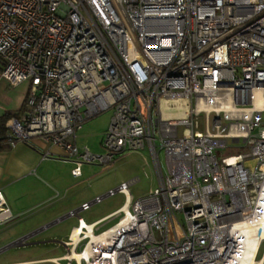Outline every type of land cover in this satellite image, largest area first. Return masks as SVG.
Here are the masks:
<instances>
[{
  "label": "built area",
  "instance_id": "2783aa9c",
  "mask_svg": "<svg viewBox=\"0 0 264 264\" xmlns=\"http://www.w3.org/2000/svg\"><path fill=\"white\" fill-rule=\"evenodd\" d=\"M0 59L11 86L30 82L9 145H58L76 177L146 151L158 174L138 198L133 178L70 210L67 253L47 263L242 264L255 243L264 264V0H0ZM108 111L104 152L79 145ZM229 147L248 151L219 158ZM117 194L119 221L97 232L81 213ZM13 218L0 190V225Z\"/></svg>",
  "mask_w": 264,
  "mask_h": 264
},
{
  "label": "crops",
  "instance_id": "0c3cea01",
  "mask_svg": "<svg viewBox=\"0 0 264 264\" xmlns=\"http://www.w3.org/2000/svg\"><path fill=\"white\" fill-rule=\"evenodd\" d=\"M3 67V62L0 59V72ZM29 90L30 82L24 81L16 86H11L10 83L0 75V118H4L9 114L12 115L14 113H18L17 117H21L23 115L24 105ZM82 130L83 128L78 132L77 143L79 145H82L80 144L81 138L83 137ZM7 134L8 130L7 133H0V139L2 138V140H0V190L6 199L9 209L14 215V218L9 222L0 225H6L4 239L0 240V254L4 253L5 250L9 248H5L7 243H11L12 240L37 231L46 225L50 226L36 232L35 235L37 234L39 239L31 244L49 245L54 246V248L62 247L64 248L65 253L59 256H50L27 261L0 262V264H49L47 262L51 259L66 255L68 249L64 243L69 239L74 227L78 223L77 217H65V215L70 210L80 206L82 203L89 201L108 190L98 194L90 190H88V192L86 190H79L77 187L73 186V184L71 186H64L69 175L67 173L58 172L57 167H54L56 165H73L70 177L73 179L83 177V172L79 177L73 175L75 162L72 159L65 158L66 152L64 149L58 145L45 141L41 137H37L31 142H18L15 146H11L5 141ZM104 138L105 133L103 139L100 141V145L103 148ZM47 153H50L49 156H46ZM90 164L99 165L97 163H85L82 168L85 165ZM92 179H94V175L86 178L89 182ZM123 181L127 180H121L119 183H116L114 187ZM111 188L113 187H110L109 189ZM46 203H48L49 206L44 208L42 212L40 211L38 215L25 219V221H16L27 212L41 207ZM95 206L90 210L82 212L81 215L87 223H99L96 227L97 232L105 231L119 221V215L113 217H109V215L121 206L96 220L88 221L84 214L91 211ZM87 215L88 217H91L90 213H87ZM63 216L65 218L58 221V219ZM70 219L74 220L75 223L70 226L68 234L66 233V238V230L61 232H50L55 226ZM64 264H66L65 261Z\"/></svg>",
  "mask_w": 264,
  "mask_h": 264
},
{
  "label": "rangeland",
  "instance_id": "374dc122",
  "mask_svg": "<svg viewBox=\"0 0 264 264\" xmlns=\"http://www.w3.org/2000/svg\"><path fill=\"white\" fill-rule=\"evenodd\" d=\"M163 104L165 105V103ZM181 109L183 110V108H175L170 110L164 109V115L172 114L178 116L181 113ZM111 114L112 112L108 111L88 121L83 127V137L81 138L80 144L87 145L93 153H103L105 149L100 145V141L101 139H103L104 133H106L109 127ZM199 120L204 123L205 115L201 114ZM247 151V147H229L223 150H216V154L219 158H221L222 156H226L229 154L245 153ZM159 155L163 173L166 174L168 170L166 165L165 151L163 149L159 150ZM54 167H57L58 172L67 173L69 175L67 181L64 183V186H71L73 184V186L77 187V189L79 190H86L87 192L88 190H90L98 194L109 190L110 187H114L116 183H119L124 179L129 181L133 178H137V181L130 186V191L133 198H138L142 195H145L149 192L150 189H153L159 185L156 167L153 163V160L150 158L149 154L146 151H133L127 153V155H122L117 158L114 166L110 168H104L101 165L93 164L85 165L82 168L83 177L79 179H73L72 177H70V172L73 165L59 164ZM91 175H94V179L89 182L86 180V178ZM123 202L124 196L117 194L114 197L106 199L102 203L96 205L91 211L87 212L91 214V217H88L87 213H85L84 216L88 221L96 220L101 216L117 209L123 204ZM47 206H49L48 203L32 211H29L22 217H19L16 221H25V219H29L34 215H38L40 211L42 212L43 209ZM74 223L75 222L72 219L63 221L61 224L52 228L50 232H61L66 230V238V235L70 230V226H72ZM5 230L6 225L0 226V240L4 239ZM36 237L37 234L28 239L27 244L25 245H15L7 248L4 253L0 254V262L27 261L50 256H59L65 253V250L62 247L54 248V246L49 245L31 244L35 241H38L39 238ZM18 238L12 240L11 243ZM8 244H10V242L7 243V245Z\"/></svg>",
  "mask_w": 264,
  "mask_h": 264
},
{
  "label": "bare ground",
  "instance_id": "6f19581e",
  "mask_svg": "<svg viewBox=\"0 0 264 264\" xmlns=\"http://www.w3.org/2000/svg\"><path fill=\"white\" fill-rule=\"evenodd\" d=\"M261 100L259 99V101H258V103L259 104H261V102H260ZM172 112V111H171ZM175 112V111H174ZM173 112V113H174ZM181 113L180 114H184L185 113V110L183 109H181V111H180ZM166 114V113H165ZM75 237V236H74ZM254 250H255V243H250L249 244V251H248V253L246 254V257H245V260L242 262V264H254L255 263V261H254V259H253V256H254ZM261 263H263V262H261Z\"/></svg>",
  "mask_w": 264,
  "mask_h": 264
},
{
  "label": "trees",
  "instance_id": "16d2710c",
  "mask_svg": "<svg viewBox=\"0 0 264 264\" xmlns=\"http://www.w3.org/2000/svg\"><path fill=\"white\" fill-rule=\"evenodd\" d=\"M18 113H14V114H9L7 115L6 117L4 118H0V133L3 134V133H7V130H8V127H7V121L13 117V116H17ZM2 140V138L0 139Z\"/></svg>",
  "mask_w": 264,
  "mask_h": 264
}]
</instances>
